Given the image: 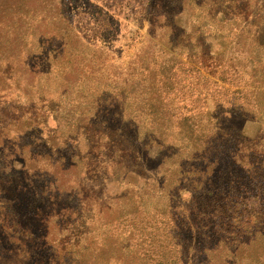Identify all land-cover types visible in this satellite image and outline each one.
I'll list each match as a JSON object with an SVG mask.
<instances>
[{
    "label": "rangeland",
    "instance_id": "obj_1",
    "mask_svg": "<svg viewBox=\"0 0 264 264\" xmlns=\"http://www.w3.org/2000/svg\"><path fill=\"white\" fill-rule=\"evenodd\" d=\"M234 4L0 0V62L11 63L13 75L8 89L13 92L0 91V111L11 113L25 93L31 100L43 96L36 110L44 113L39 126L11 132L21 142L33 143L28 149L19 150L17 142L15 147L7 137L0 138V205L18 218L6 211L0 216V264L22 260L13 244L24 232L28 247H33L26 264H175L170 241L182 250L181 264H236L230 259L234 250H217L216 224L226 209L217 201L216 190L231 176L238 194L245 195L241 190L248 185L253 189L247 194L264 204V161L257 156L264 150V0ZM239 8L243 23L254 26L255 32L238 37L237 43L230 39L236 31L228 26L237 21L234 12ZM19 60L28 67L35 61L42 74L25 69ZM160 60L159 66L173 70L163 76L165 89L175 82V95L181 99L176 108L188 118L184 138L171 130L170 121L168 127L158 122L157 117L165 120L169 111L150 100L154 84L149 69L157 68ZM101 64L121 72L120 96H126L128 107H114L115 116L92 120L93 126L77 129L55 150L37 142L38 136L43 140L45 134L67 128L66 121L88 115L80 95L75 101H56L66 84L56 86L55 74L63 70L74 78L77 67L85 66L86 77H92ZM45 73L48 91L40 92L37 84H44ZM115 74L111 76L117 78ZM4 76L0 72V82ZM75 85L83 94V86ZM146 113L154 119L152 125ZM98 138V148L92 149ZM112 142L130 152L116 151ZM161 142L166 146L159 148ZM141 145L150 160L139 161ZM244 150L249 157L242 159ZM71 160L78 163L71 166ZM245 160L255 161V174ZM240 183L242 188L236 189ZM175 198L185 204L196 201L192 228L169 209ZM202 212L206 218L199 222ZM95 215L98 222L115 216L125 225L99 226L92 222ZM171 221L180 226L171 230L174 239L167 232ZM13 222L21 234L9 235L7 242L3 231L9 234ZM161 232L159 239L167 241L156 245L153 239ZM250 251L258 259L250 264H264V236L257 237ZM143 252L153 258L143 257Z\"/></svg>",
    "mask_w": 264,
    "mask_h": 264
},
{
    "label": "trees",
    "instance_id": "obj_2",
    "mask_svg": "<svg viewBox=\"0 0 264 264\" xmlns=\"http://www.w3.org/2000/svg\"><path fill=\"white\" fill-rule=\"evenodd\" d=\"M230 5L233 7L234 1L235 0H227ZM232 1V2H231ZM237 1V0H236ZM233 4V5H232ZM237 9L234 12V14L237 17V21L230 25L229 24V28H231L232 30L236 31V34L233 38H230L232 41H235L237 43H239V38L238 37H248V35H254L253 33L255 32V28H253L254 26H252L251 24L245 22L243 23V16H242V11L239 8V12L237 13ZM224 21H219L218 22V26L219 27H223ZM24 30H21V34ZM245 39V38H244ZM26 44H23V47H25ZM17 54H19V52L13 54L14 57L17 56ZM201 56H205L204 54L201 53ZM170 56H168L167 58H169ZM217 58V56H216ZM20 59V58H19ZM20 61V60H19ZM21 62V61H20ZM34 63L31 64V66H27L26 64H23L21 62V66H23L25 69L30 68L31 70L36 69L37 72V76L42 74V70L38 71V66L35 64L36 62L33 61ZM52 62L54 63L55 60L52 59ZM162 64V60H160V63H158L157 68H150L149 71L152 73V77H153V90L150 94V100L154 99L153 101V105L154 106H162L165 105L169 111V115L167 116V118H165V120H163V117H157L158 122L160 123H167V127H168V122L170 121L169 125L171 126V130L175 131V134H179L181 135L183 138L184 136H186V132L184 130V124L185 121L188 119L187 115H184L182 112V110H178L176 108V103L178 101H180L181 99H179L176 95L175 92L176 90H178V88L176 87L175 82H172V84L168 85L169 88L165 89V85L163 82V76L165 75V72L169 71L170 73H173V70H169V67H162L159 66ZM85 66H81V67H77L76 73H77V77H68L65 73L63 72V70H61L59 73L55 74L54 79H55V85L56 86H61L62 84H66V88H60L59 89V93L56 95V101H61V100H68V101H75L77 95H80L82 98H85V105L88 106V110H87V116H85V118L83 117V119H78V120H73L74 122H67L65 123V127L67 128H63V129H58L56 131L53 132H49L47 134H45V138L42 140L40 138V136H38L39 138L36 140L37 142H44L45 146H47L50 150H55L57 148V146H64L66 145V141H67V137L70 134H75L77 132V129H80L84 126L86 127H90L93 126V124L95 123V121L92 120H100L102 118V116L104 115H108L106 117L105 120H107L111 115H114L113 112V108L117 107L119 105H122L124 107H128L124 100L126 96H120V94L122 93L123 90H121L120 92V85L122 84V77H120V73L118 70H110V69H105L103 64L99 65L96 69H94L92 71V77H86V73L84 71ZM11 70V63H2L0 62V72L2 73V75H5V81L0 82V91L2 92H13L12 90H8L9 89V81L12 80L13 75L12 73L9 71ZM90 72H91V67H90ZM115 74L117 76V78H114L111 76V74ZM48 78V74L45 73V82L44 84H37V90L38 91H48L45 88V84ZM128 81V80H127ZM77 82L78 85H82V91L83 94L78 93V91H76V85L75 83ZM156 83V85H155ZM95 87L92 91L91 88ZM174 86V88H173ZM52 89V87H51ZM57 89H55L56 91ZM65 90V91H63ZM50 91V89H49ZM168 93H172L173 95H168ZM41 94V93H40ZM23 98V100L20 101H15L17 104H14L12 106V112L11 113H7L8 111L5 110H1L0 111V127L2 129V134L0 135V138H4L7 137V139L13 143V142H17V147L19 150H24V149H28L33 143L31 142H21L20 139L17 138L16 134H13L11 132L14 131H19V132H23L28 130L31 127L34 126H39V124H41V122L43 121V116L44 113L42 111H37L36 110V103H39L40 100H42L41 98H43V96H38L36 98V100H31L30 98L28 99L27 96L23 94H20ZM125 95V94H124ZM151 96H154L153 98H151ZM27 98V99H25ZM78 98V97H77ZM59 104V103H58ZM59 106V105H58ZM169 106V107H168ZM185 106L184 104L181 105V107ZM178 113H181L180 115H178ZM149 114V113H146ZM31 115V117H30ZM154 119H152L151 114H149V121H151V125ZM44 122V121H43ZM119 125V123H117ZM117 125V126H118ZM111 126V125H110ZM49 128L48 126H45V129ZM5 129V130H3ZM149 129V128H148ZM49 130V129H48ZM101 129H98V131H100ZM88 131V130H86ZM149 131V130H148ZM101 132V131H100ZM102 134V133H101ZM96 135V134H95ZM103 135V134H102ZM101 135V136H102ZM59 139H62L59 143H57L56 141H58ZM66 139V141H65ZM99 139L96 142V146L92 149H97L99 146ZM146 141V140H144ZM114 144V142H112ZM14 144V143H13ZM111 145L112 147H114L117 150L121 151L123 149H126V152L129 153L130 151L127 150V146H117V145ZM146 144V143H145ZM144 144V145H145ZM15 145V144H14ZM159 148H162V146L165 145V143L161 142ZM166 146V145H165ZM16 147V145H15ZM124 147V148H123ZM119 148V149H118ZM144 146L141 145V147L138 148L139 150V156L140 159L139 161L144 162L147 160L151 159V155L150 154H146L143 152ZM124 151V150H123ZM164 151H168L163 150ZM36 152V151H35ZM37 153V152H36ZM156 154H158L156 152ZM155 154V155H156ZM135 155L136 154L135 152ZM242 159H245L246 157H249L247 155V151H243V157L242 155H240ZM257 156H260V161H264V150H261L260 153H258ZM46 159L49 160V156H45ZM132 158V156L130 155V159ZM60 160H65L64 157L59 158ZM59 159H57L56 161H59ZM75 159V158H73ZM251 159V158H250ZM71 166L77 164L78 162H76V160H71ZM82 162L84 160H81ZM248 162V160H245L244 163ZM258 162V161H257ZM248 165H250L249 167L252 166L253 168V172L252 174H255V170H254V165H255V161H249ZM53 166V165H52ZM256 166V165H255ZM141 171V170H140ZM144 173V172H142ZM140 174V173H139ZM146 178H149L148 176L145 175ZM252 178H254V176H251ZM145 178V179H146ZM235 178H228L225 181V184L219 186L217 188V194L216 196H219V202H222L223 204H225L222 209H224V213L222 214V216L219 217V220L222 222H219V224H216L217 226V230L216 233L218 232V245L219 248H217L218 251H223L225 248L226 249H230V250H234V256L230 259H232L236 264H250L251 262L257 261L258 259H256L253 254L250 251V248L254 245V243L257 240L258 236H264V204L261 205V203L256 199L249 196V193L247 194V191H251L253 189L250 188L248 185L247 187H244V190H241L245 195H241L238 194L237 191H235V189L233 188V184L236 183ZM242 184L240 183L238 186H236V189L242 188L241 186ZM198 203V202H197ZM196 201H194L192 204L191 203H187L185 204L184 202L179 201L178 199H174L173 204H171L169 206V209L173 212V211H177L178 215L176 217H180L182 219L185 220V222L182 224L184 226H186L187 228H192V214L194 215V211L196 209ZM3 211L5 210V207L3 205H0V216L3 213ZM8 211L10 212V210L8 209ZM7 212V211H6ZM7 212L6 214L16 218V220L18 221L17 215L15 213H9ZM200 219L199 222H203L202 220L205 219L206 217L204 216V213H199L198 214ZM253 217H255V219H253ZM173 218V217H172ZM99 220V219H98ZM103 220V219H102ZM218 220V221H219ZM96 221V215L93 218L92 222ZM97 224L99 226H106V225H112V227L116 226V227H123L125 225V221L120 220L119 218H116L115 216L112 218H109L107 220H103V221H96ZM19 223V225H28L29 223H20L17 222V224ZM22 227V226H21ZM34 227V226H32ZM176 223H173L171 221V223L168 225L167 227V232L171 233V230L173 229L174 231L176 229H178ZM161 229H163V227H161ZM31 228L26 227V231H30ZM4 232V240L6 241L7 238L11 237L12 235L16 236V235H20L21 233H18L16 230V224L13 222L12 223V230L9 232V234H7L5 231ZM25 234V232H24ZM23 237H20L17 240L16 243H14L13 245L17 246L18 250H21V256H22V260H20V262L18 264H26V260L28 258H30V254L33 253V247H28L27 245V239L25 240V237L27 236L25 234ZM163 234L162 232L159 234L158 237L154 238L153 240L156 243V245H159L160 243H162L163 241H165L166 239H159L160 235ZM172 236L171 238L174 239L173 233H171ZM262 234V235H261ZM11 235V236H9ZM152 239H150L149 242L153 241ZM34 241H37L34 239ZM167 241V240H166ZM8 242V240H7ZM177 243L170 241V245L169 246V250L172 249L174 255L176 256V259L174 260L175 264H181V257L179 256L180 253H182V250H180V248L178 246H175ZM249 248V250H248ZM37 255V254H35ZM143 257L147 258V259H152L153 256H148L146 252H143ZM226 262V260L228 259V256H226L225 258H223ZM221 259V261L224 262V260ZM39 263L43 264V260H41ZM151 264H161L160 262L157 261H153ZM162 264H171V263H162ZM184 264V263H183Z\"/></svg>",
    "mask_w": 264,
    "mask_h": 264
}]
</instances>
